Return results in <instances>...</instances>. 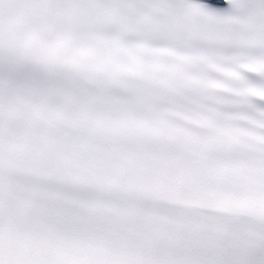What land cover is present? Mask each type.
Wrapping results in <instances>:
<instances>
[{
  "label": "snow or ice",
  "instance_id": "snow-or-ice-1",
  "mask_svg": "<svg viewBox=\"0 0 264 264\" xmlns=\"http://www.w3.org/2000/svg\"><path fill=\"white\" fill-rule=\"evenodd\" d=\"M0 264H264V0H0Z\"/></svg>",
  "mask_w": 264,
  "mask_h": 264
}]
</instances>
